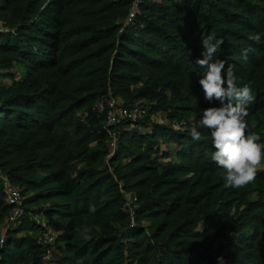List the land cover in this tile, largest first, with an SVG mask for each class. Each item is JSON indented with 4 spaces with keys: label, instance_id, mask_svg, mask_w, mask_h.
<instances>
[{
    "label": "trees",
    "instance_id": "trees-1",
    "mask_svg": "<svg viewBox=\"0 0 264 264\" xmlns=\"http://www.w3.org/2000/svg\"><path fill=\"white\" fill-rule=\"evenodd\" d=\"M133 2L0 0V170L31 214L9 227L0 264L51 262L41 215L61 264H264V166L226 186L196 63L214 33L264 145V0H143L127 22ZM112 99L152 110L105 127ZM10 210L0 178V233Z\"/></svg>",
    "mask_w": 264,
    "mask_h": 264
},
{
    "label": "clouds",
    "instance_id": "clouds-1",
    "mask_svg": "<svg viewBox=\"0 0 264 264\" xmlns=\"http://www.w3.org/2000/svg\"><path fill=\"white\" fill-rule=\"evenodd\" d=\"M218 44L214 33L203 38L201 57L196 60L203 70L198 83L204 99L213 105L203 110L201 124L211 129L215 149L211 159L225 170L226 186L241 188L252 183L264 166V145L257 142L259 135L247 131V106L254 101L252 91L247 85L237 86L231 67L225 76V62L214 58ZM190 135L200 140L195 126ZM218 259L223 261L222 256Z\"/></svg>",
    "mask_w": 264,
    "mask_h": 264
},
{
    "label": "built area",
    "instance_id": "built-area-1",
    "mask_svg": "<svg viewBox=\"0 0 264 264\" xmlns=\"http://www.w3.org/2000/svg\"><path fill=\"white\" fill-rule=\"evenodd\" d=\"M142 1L143 0H134L133 7L127 18V22H130L135 16V10L139 8ZM151 110V106L147 104H119L117 100L112 99L109 102V109L104 124L105 127H111L113 125H118L123 122L137 123L139 121L144 120L150 114ZM171 124L173 127L177 125H183V127L187 126V122L185 119H173L171 121ZM109 144L111 147L116 146L117 139H113L112 141H110ZM0 178L4 187L5 201L8 205L11 206V210L9 213V221L13 225L17 226L18 224H21L22 221L25 219L26 208L24 202V194L22 193V190L10 180L8 175L1 172V170ZM126 198L130 203H132L134 200V196H132V194L130 193L126 194ZM132 216L134 217V215ZM57 237L58 233L52 229L43 230L40 235L41 242L46 249V260H51L54 257L53 253L56 246Z\"/></svg>",
    "mask_w": 264,
    "mask_h": 264
},
{
    "label": "rangeland",
    "instance_id": "rangeland-1",
    "mask_svg": "<svg viewBox=\"0 0 264 264\" xmlns=\"http://www.w3.org/2000/svg\"><path fill=\"white\" fill-rule=\"evenodd\" d=\"M142 101V100H141ZM146 100H143L142 102H145ZM127 123H129V122H127ZM130 124H133V123H130ZM169 145V144H168ZM162 148L165 150V149H169V147H167L166 145H162ZM262 168V167H261ZM127 194H128V192H127ZM128 210L130 211V213H131V216L132 215H134L135 214V206L134 205H129V208H128ZM31 214H29L27 211H26V214H25V219H26V217H28V216H30ZM133 217V216H132ZM46 216H44V215H41V216H38L37 217V219L38 220H41V221H43L42 223H40V222H38V225L41 227V229H40V227H39V230H38V232H37V235H38V237H40V235H41V233H42V231L43 230H48V229H52V230H55L53 227H51L49 224H47L48 223V221L46 220ZM24 219V220H25ZM6 228H4L3 230H2V232L0 233V242H2V243H4V240H5V235L7 234V231L9 230V227H13V226H15L16 227V225H13L10 221H9V214L7 215V218H6ZM56 231V230H55ZM57 232V231H56ZM29 233H32L31 231H29ZM59 235V234H58ZM58 238V237H57ZM56 242H58V240L56 241ZM44 254H46V251H45V253ZM53 255H54V257L55 256H57V259L56 258H54L55 259V263L54 264H61V260H62V258H63V256H64V253H63V251L61 250V247H56L55 249H54V253H53ZM52 255V256H53ZM44 258H46V256L44 257ZM52 258V259H53ZM51 259V260H52Z\"/></svg>",
    "mask_w": 264,
    "mask_h": 264
},
{
    "label": "crops",
    "instance_id": "crops-1",
    "mask_svg": "<svg viewBox=\"0 0 264 264\" xmlns=\"http://www.w3.org/2000/svg\"><path fill=\"white\" fill-rule=\"evenodd\" d=\"M54 258L57 259V256H55ZM54 258L51 260V262H48V264H54V263L56 262ZM53 260H54V261H53Z\"/></svg>",
    "mask_w": 264,
    "mask_h": 264
}]
</instances>
